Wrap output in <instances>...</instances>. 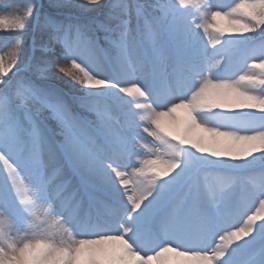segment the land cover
Instances as JSON below:
<instances>
[{"label":"snow or ice","instance_id":"1","mask_svg":"<svg viewBox=\"0 0 264 264\" xmlns=\"http://www.w3.org/2000/svg\"><path fill=\"white\" fill-rule=\"evenodd\" d=\"M55 6L0 4V264H264V0Z\"/></svg>","mask_w":264,"mask_h":264},{"label":"trees","instance_id":"2","mask_svg":"<svg viewBox=\"0 0 264 264\" xmlns=\"http://www.w3.org/2000/svg\"><path fill=\"white\" fill-rule=\"evenodd\" d=\"M23 1L24 0H0V4L10 3V4H13V5H18V4H21ZM32 2L34 4H36L37 6L43 4V6H44L43 11L44 12L53 14L54 16H56L57 18H60V19H63L66 16L65 13H71L73 15L78 14L77 12H61L59 9L51 6L46 0H40V3L38 2V0H32ZM25 35H26L25 36V40L27 41V43H26L23 51L20 54L21 59L30 60L32 57L39 58L42 55L41 52L38 49L36 51H33V49H32L33 33H32V23H31V21H29L28 31H27V33ZM4 36L5 35H0V42H3V37ZM53 47H55L57 52H59V50H60V45L59 44H54ZM7 52H8L7 47H0V56L4 57L5 62H7V59H8ZM48 58L54 60L56 57L53 56L52 54H49ZM9 75H11V73ZM56 77L57 78H53V79L48 80L47 83L50 84L51 86L61 90L62 92H64L66 94V98H67L69 104L72 106V110H73V112L76 115H85L84 112H82L81 110H79L76 107V104H74V102L72 100V97L74 95H78L79 93L76 92L72 88L73 82L71 81L70 77L64 76L62 73H57ZM79 87H80L79 85H76L77 89ZM45 123L50 128L54 129L52 123L46 122V121H45Z\"/></svg>","mask_w":264,"mask_h":264},{"label":"rangeland","instance_id":"3","mask_svg":"<svg viewBox=\"0 0 264 264\" xmlns=\"http://www.w3.org/2000/svg\"><path fill=\"white\" fill-rule=\"evenodd\" d=\"M46 1H47L51 6H53V7L57 8V9H59L61 12H77V10H75V9H64V8H58V7H56L55 5H57L58 3H60L61 0H46ZM23 2H24V1H23ZM23 2H22V3H23ZM38 2L40 3V0H38ZM112 2H113V0H102V5H103L102 10H103V11H106V10H107V6H108L110 3H112ZM231 2H232V0H212V3H219V4H223V5H229V4H231ZM65 14L67 15V14H69V13H65ZM91 15H96V14L93 13V14H91ZM220 23H221L222 26H226V22H225V21H220ZM26 33H27V32H26ZM26 33H25V34H26ZM0 35H6V34H4V33H0ZM200 35H201V38H203V33H202V32L200 33ZM25 36H26V35H25ZM205 43H206V40H205ZM209 47H211V46L209 45ZM247 55H252V53H241V54L237 57V59H236V61H235L236 65L239 66V64L243 61V59H244L245 56H247ZM255 55H259V52L257 51V52L255 53ZM76 107H77L79 110H81L82 112H84V114L87 115L89 119L92 118V114H88L83 108L79 107L78 105H76ZM177 115H178V116H179V115H182V112H178ZM43 118L45 119L46 122H50V123H52L54 129L57 127V125H56V121H55L53 118H51V114H50V112H48L47 110H45V111L43 112ZM141 135H143L144 137H146V139H147L148 141H151V140H152L151 137H148V136H147V133H143L142 129H141ZM205 135H206V134H205ZM136 159H137L136 157H133V161H135ZM128 171H131V168H129ZM240 179H241L242 182L248 184L249 186H251L253 183H258V182H259V177L256 176V175L243 176V177H240ZM255 204L258 206V201H256ZM254 210H255V208L253 207V208H250L248 211H254Z\"/></svg>","mask_w":264,"mask_h":264}]
</instances>
